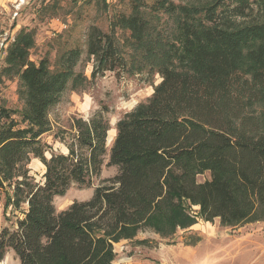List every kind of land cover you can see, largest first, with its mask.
<instances>
[{"label":"trees","instance_id":"obj_1","mask_svg":"<svg viewBox=\"0 0 264 264\" xmlns=\"http://www.w3.org/2000/svg\"><path fill=\"white\" fill-rule=\"evenodd\" d=\"M127 1L130 14L114 15L108 33L88 31L92 80L134 76L117 31L124 48L142 46L157 17L175 33L150 70L160 83L117 122L111 147L104 107L74 121L67 155L47 158L51 110L90 82L75 71L83 51L61 54L55 69L47 57L33 62L36 35L26 29L7 49L0 84L17 77L24 105L0 106V192L23 217L0 228V263L12 250L20 264H114L115 245L141 232L168 239L197 219L231 228L264 221V0ZM33 159L46 167L43 182L30 176ZM104 166L117 175L90 200L57 210L56 198L91 187Z\"/></svg>","mask_w":264,"mask_h":264},{"label":"rangeland","instance_id":"obj_2","mask_svg":"<svg viewBox=\"0 0 264 264\" xmlns=\"http://www.w3.org/2000/svg\"><path fill=\"white\" fill-rule=\"evenodd\" d=\"M175 1L178 4H198L209 0ZM17 10H20L18 16L14 17ZM120 13L130 14L127 0H0V71L5 67L7 49L21 29L34 31L36 35L31 61L38 63L47 57L52 69L57 67L61 54L75 47L83 51L75 71L85 75L90 82L79 91L68 89L61 102L51 110V131L42 139L47 158L53 153L67 155L69 150L65 141L73 135L74 121L88 120L104 107L110 110L108 146L111 147L117 122L125 113L149 99L154 86L160 83L161 78L158 75L152 78L150 70L164 58L166 43L168 45L175 33L173 21L164 16L153 19L145 43L137 48L122 47L121 32L117 31L120 54L133 69L134 76H116L108 72L92 80L94 60L87 56L88 31L97 27L108 33L111 19ZM2 81L0 106L22 109L24 103L18 94L19 79L3 78ZM29 170L36 183L44 181L46 167L39 159L32 160ZM117 173V167L104 166L91 187H74L64 197L56 198L57 210H65L76 201L90 200L95 189ZM206 178L199 177V181ZM5 202L6 195L0 192V228L14 229L17 218L23 216L20 210L5 209ZM26 208L24 205L22 209ZM198 210V207L193 208L194 214ZM191 228L189 234L185 233L188 229L178 230L168 239L150 231L141 232L134 241L115 245L114 264L126 259L131 264H264V221L231 228L221 226L218 219L213 222L197 219ZM0 264H20V261L11 250Z\"/></svg>","mask_w":264,"mask_h":264},{"label":"built area","instance_id":"obj_3","mask_svg":"<svg viewBox=\"0 0 264 264\" xmlns=\"http://www.w3.org/2000/svg\"><path fill=\"white\" fill-rule=\"evenodd\" d=\"M19 8V6H18ZM18 11L20 10H17V12H15V15L14 17H17L18 16ZM195 208V207H194ZM124 249V248H123ZM116 253V252H115ZM116 261V260H115ZM115 263V262H114ZM118 264H131V262L129 261V259H126V260H123L122 262L120 261ZM164 264V263H163Z\"/></svg>","mask_w":264,"mask_h":264},{"label":"crops","instance_id":"obj_4","mask_svg":"<svg viewBox=\"0 0 264 264\" xmlns=\"http://www.w3.org/2000/svg\"><path fill=\"white\" fill-rule=\"evenodd\" d=\"M192 229V228H191ZM191 229H188L187 231H185V233L187 232L188 234L191 232ZM138 236H139V234H138ZM137 236V237H138ZM137 237H136V239H137ZM128 242V241H127ZM131 242V241H130Z\"/></svg>","mask_w":264,"mask_h":264},{"label":"bare ground","instance_id":"obj_5","mask_svg":"<svg viewBox=\"0 0 264 264\" xmlns=\"http://www.w3.org/2000/svg\"><path fill=\"white\" fill-rule=\"evenodd\" d=\"M114 134H115V132L113 133V135H114ZM111 138H112V135H111ZM111 138H110V139H111Z\"/></svg>","mask_w":264,"mask_h":264}]
</instances>
